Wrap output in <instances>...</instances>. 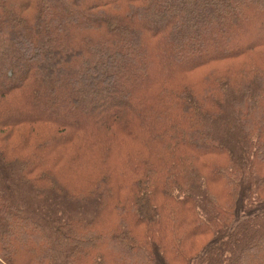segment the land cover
<instances>
[{
	"label": "trees",
	"instance_id": "obj_1",
	"mask_svg": "<svg viewBox=\"0 0 264 264\" xmlns=\"http://www.w3.org/2000/svg\"><path fill=\"white\" fill-rule=\"evenodd\" d=\"M0 264H264V0H0Z\"/></svg>",
	"mask_w": 264,
	"mask_h": 264
}]
</instances>
